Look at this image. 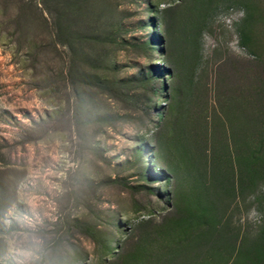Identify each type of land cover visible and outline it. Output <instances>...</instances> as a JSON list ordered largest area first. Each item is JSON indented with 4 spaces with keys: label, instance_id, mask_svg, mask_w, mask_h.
<instances>
[{
    "label": "rangeland",
    "instance_id": "374dc122",
    "mask_svg": "<svg viewBox=\"0 0 264 264\" xmlns=\"http://www.w3.org/2000/svg\"><path fill=\"white\" fill-rule=\"evenodd\" d=\"M22 218L36 264H264V0H0Z\"/></svg>",
    "mask_w": 264,
    "mask_h": 264
},
{
    "label": "clouds",
    "instance_id": "9594fccd",
    "mask_svg": "<svg viewBox=\"0 0 264 264\" xmlns=\"http://www.w3.org/2000/svg\"><path fill=\"white\" fill-rule=\"evenodd\" d=\"M40 245L35 225L27 218L19 219L15 227L11 221H4L0 247L14 258V264H36Z\"/></svg>",
    "mask_w": 264,
    "mask_h": 264
},
{
    "label": "trees",
    "instance_id": "16d2710c",
    "mask_svg": "<svg viewBox=\"0 0 264 264\" xmlns=\"http://www.w3.org/2000/svg\"><path fill=\"white\" fill-rule=\"evenodd\" d=\"M54 14H55V23H56V24H59L60 17H61L59 10H58V9L55 10ZM57 26H58V25H57Z\"/></svg>",
    "mask_w": 264,
    "mask_h": 264
}]
</instances>
